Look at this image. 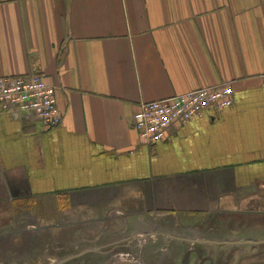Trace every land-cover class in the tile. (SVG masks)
<instances>
[{"label": "crops", "instance_id": "1", "mask_svg": "<svg viewBox=\"0 0 264 264\" xmlns=\"http://www.w3.org/2000/svg\"><path fill=\"white\" fill-rule=\"evenodd\" d=\"M34 74L55 87L62 121L48 130L0 107L2 214L19 201L51 209L33 218L45 229L92 224L76 260L146 223L264 238V0H0V76ZM226 85L231 105L175 122L164 141L132 125L143 103ZM165 238L134 246L162 251ZM195 246L264 263L258 246Z\"/></svg>", "mask_w": 264, "mask_h": 264}, {"label": "built area", "instance_id": "2", "mask_svg": "<svg viewBox=\"0 0 264 264\" xmlns=\"http://www.w3.org/2000/svg\"><path fill=\"white\" fill-rule=\"evenodd\" d=\"M232 87H202L166 99L143 103L132 116V125L148 145L164 141L175 122L200 118L207 111H220L233 103ZM0 107L6 112L27 114L46 129L62 121L56 89L41 75L0 76Z\"/></svg>", "mask_w": 264, "mask_h": 264}, {"label": "rangeland", "instance_id": "3", "mask_svg": "<svg viewBox=\"0 0 264 264\" xmlns=\"http://www.w3.org/2000/svg\"><path fill=\"white\" fill-rule=\"evenodd\" d=\"M2 210L6 209L0 207V227L9 226L13 220H17L19 217H21L20 219L24 222L23 216L25 218L27 213L29 214L31 220H33L39 212L43 215L45 214L44 212H47L48 216L51 211L49 208L39 209L37 204L28 208V206H22L19 201L13 203V216L7 213L2 214ZM24 225L25 226L22 229H18L21 231L19 234L0 238V264H111L112 262L121 259H131L143 263L145 260L150 258L147 255H124L116 252L113 255L106 256H98L94 253H87L78 260H67V257L70 255H74L78 253V251L92 246L89 245L90 241H88L90 240L88 237L91 236L92 239V224L84 223L82 225H68L60 229L48 228L39 232L33 239L29 238L30 232L26 231V223ZM87 227L90 228V231ZM148 241L151 243L150 239ZM154 241L157 242V240ZM162 241L166 242L167 239L165 238ZM143 244V242H140L138 247L141 248ZM96 245H99L97 247L100 248V245L102 247L103 243H96ZM130 245L132 247L134 246L133 243H130ZM259 248L264 249V246ZM162 258H164V262L162 264H166L167 261H165V259L167 256ZM230 259L231 257H228V260ZM154 261L160 264L162 259H155ZM225 263L228 264L227 261ZM230 263L231 261H229V264ZM261 264L264 263L261 262Z\"/></svg>", "mask_w": 264, "mask_h": 264}, {"label": "flooded vegetation", "instance_id": "4", "mask_svg": "<svg viewBox=\"0 0 264 264\" xmlns=\"http://www.w3.org/2000/svg\"><path fill=\"white\" fill-rule=\"evenodd\" d=\"M20 218L21 217L17 218V220H13L9 226L0 227V238L5 236L10 237L19 234L21 231L18 229H22L25 226L24 225L25 223L27 227L26 231L30 232L29 238L31 239L35 238V236L38 235L40 230L46 228V226L39 225L35 220H31V218L28 216H26L25 218L23 216L24 222ZM174 224H178L175 226L182 229H187L189 227L187 222L185 223L177 222ZM191 226L199 229L201 227V224L197 225V223L195 224L193 223ZM209 227H212V225H210ZM141 228L144 230L143 231L144 233H141L138 239L133 238V242L131 243L139 245L140 242H143L144 244H147L149 243V241H143L145 240V238H149L151 236H156V237L164 236L166 237L168 242L166 249L165 250L162 249V251L151 250L150 252L145 253V250L143 251L139 248H136L135 246L132 247L128 242L126 243L125 241H121L120 243L112 244L111 246L105 245L104 247H100V249L92 250L91 253H94L98 256H106V255H113L114 253L118 252L119 254H124V255H135V256L147 255L148 257H150L147 260H145L143 263L131 259L130 260L121 259V260H116L111 264L122 261L130 262L132 264H159L156 263V261L154 260L160 258L162 259L160 264H162L164 262V258L162 257L164 256H167L166 258L167 260L165 259V261H167L166 264H222V261H225V257H221V256L217 257L211 254L204 253L203 249L195 245L223 243L227 245H237V246L248 245L250 247L264 246V238L255 239V240L232 239V240L217 241L213 239H205L204 237L195 236L194 234L187 235L186 233H182V232L179 233L172 230H167L165 228V224L162 222H159L157 223V225H153V226L146 223V225H143ZM211 230H214L213 227L211 228ZM173 243H175V245ZM190 243H192L193 245L192 248L187 246ZM182 245L184 246L182 247ZM79 254L80 252L74 255H70L69 257H67V260H76ZM257 254L258 256H263L264 249L258 248Z\"/></svg>", "mask_w": 264, "mask_h": 264}, {"label": "water", "instance_id": "5", "mask_svg": "<svg viewBox=\"0 0 264 264\" xmlns=\"http://www.w3.org/2000/svg\"><path fill=\"white\" fill-rule=\"evenodd\" d=\"M114 264H132V263L122 261V262H116V263H114Z\"/></svg>", "mask_w": 264, "mask_h": 264}]
</instances>
